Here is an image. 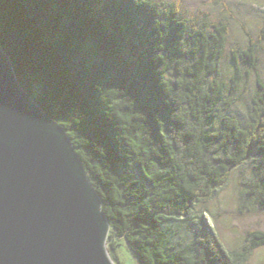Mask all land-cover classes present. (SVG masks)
Segmentation results:
<instances>
[{"label":"trees","instance_id":"obj_1","mask_svg":"<svg viewBox=\"0 0 264 264\" xmlns=\"http://www.w3.org/2000/svg\"><path fill=\"white\" fill-rule=\"evenodd\" d=\"M228 18L188 17L181 0H0V44L69 136L116 264L117 239L132 264H249L264 247L260 229L226 246L207 231L209 208L194 212L232 181L241 210L264 211V26L242 49L228 43Z\"/></svg>","mask_w":264,"mask_h":264},{"label":"water","instance_id":"obj_2","mask_svg":"<svg viewBox=\"0 0 264 264\" xmlns=\"http://www.w3.org/2000/svg\"><path fill=\"white\" fill-rule=\"evenodd\" d=\"M109 231L69 136L0 44V264H116Z\"/></svg>","mask_w":264,"mask_h":264},{"label":"rangeland","instance_id":"obj_3","mask_svg":"<svg viewBox=\"0 0 264 264\" xmlns=\"http://www.w3.org/2000/svg\"><path fill=\"white\" fill-rule=\"evenodd\" d=\"M184 13L188 17L198 16L199 12H207L211 19H223L224 14L228 15L231 23V36L229 38L230 46H241L245 48L250 42L255 43L263 34L261 31L264 26V0H181ZM258 49V74L260 79L264 80V41L257 45ZM256 82V73L253 71L248 78L242 91L239 100L249 97L253 91ZM243 112V110H241ZM249 168V163L235 171L238 176L240 173H245ZM234 176V177H233ZM235 180V174H233ZM218 199L211 201L206 205H200V208H195L194 212L199 213L200 209L207 206L214 215L213 217L203 215L207 226V231H212L215 228L218 238L226 246L234 248L240 247L244 242L245 233L250 230H264V211L256 213H247L239 208L238 203L239 193L235 191L234 182L223 189L219 194ZM192 212V214H195ZM192 227L197 231V225L192 224ZM188 238H192L195 233L191 230L183 229L181 234ZM201 235V233H199ZM187 238V239H188ZM113 240H115L113 238ZM120 245L118 246L119 254L126 264H132V258L129 254H124V245L122 240L117 239ZM108 247V240H107ZM109 249V247H108ZM249 264H264V247H260L254 251Z\"/></svg>","mask_w":264,"mask_h":264}]
</instances>
